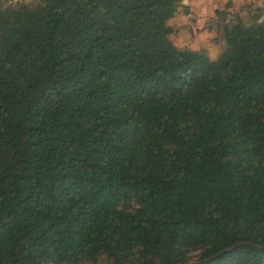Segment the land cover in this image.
I'll use <instances>...</instances> for the list:
<instances>
[{"label":"trees","instance_id":"obj_1","mask_svg":"<svg viewBox=\"0 0 264 264\" xmlns=\"http://www.w3.org/2000/svg\"><path fill=\"white\" fill-rule=\"evenodd\" d=\"M182 3L0 0V264H264V19Z\"/></svg>","mask_w":264,"mask_h":264},{"label":"rangeland","instance_id":"obj_2","mask_svg":"<svg viewBox=\"0 0 264 264\" xmlns=\"http://www.w3.org/2000/svg\"><path fill=\"white\" fill-rule=\"evenodd\" d=\"M25 0H11V2ZM186 15V13L183 11ZM183 15V14H181ZM185 15L180 21L171 20L168 23L170 29V39L179 49H187L193 52H201L208 54L210 59H216L217 56L225 49L226 43L223 37L224 26L227 25L234 17L227 16L223 19V14L218 18L220 21L213 25H190L191 21H185ZM232 16V15H231ZM255 13L244 14L238 18L243 22H249ZM182 17V16H181ZM190 27V28H189Z\"/></svg>","mask_w":264,"mask_h":264},{"label":"crops","instance_id":"obj_3","mask_svg":"<svg viewBox=\"0 0 264 264\" xmlns=\"http://www.w3.org/2000/svg\"><path fill=\"white\" fill-rule=\"evenodd\" d=\"M183 11L186 15L182 13ZM249 13H255L256 16L264 19V0H188L187 3H182L171 20L180 21L185 15V21H191L190 25L209 26L220 21L218 18L220 14H223L224 19L226 16L227 18L236 15L239 17Z\"/></svg>","mask_w":264,"mask_h":264},{"label":"clouds","instance_id":"obj_4","mask_svg":"<svg viewBox=\"0 0 264 264\" xmlns=\"http://www.w3.org/2000/svg\"><path fill=\"white\" fill-rule=\"evenodd\" d=\"M183 2H184V3H187V2H188V0H183Z\"/></svg>","mask_w":264,"mask_h":264},{"label":"water","instance_id":"obj_5","mask_svg":"<svg viewBox=\"0 0 264 264\" xmlns=\"http://www.w3.org/2000/svg\"><path fill=\"white\" fill-rule=\"evenodd\" d=\"M234 247H232V248H230V249H228V250H232Z\"/></svg>","mask_w":264,"mask_h":264}]
</instances>
